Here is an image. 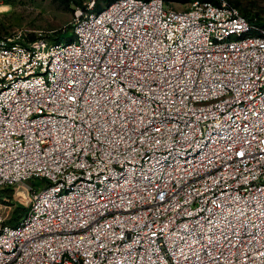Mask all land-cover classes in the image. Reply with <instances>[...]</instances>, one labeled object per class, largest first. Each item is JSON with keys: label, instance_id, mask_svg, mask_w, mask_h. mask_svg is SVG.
I'll return each mask as SVG.
<instances>
[{"label": "built area", "instance_id": "2783aa9c", "mask_svg": "<svg viewBox=\"0 0 264 264\" xmlns=\"http://www.w3.org/2000/svg\"><path fill=\"white\" fill-rule=\"evenodd\" d=\"M71 28L0 37V190L42 182L0 264H264V27L86 0Z\"/></svg>", "mask_w": 264, "mask_h": 264}, {"label": "rangeland", "instance_id": "374dc122", "mask_svg": "<svg viewBox=\"0 0 264 264\" xmlns=\"http://www.w3.org/2000/svg\"><path fill=\"white\" fill-rule=\"evenodd\" d=\"M85 1L0 0V37L20 34L28 41H68L72 36L71 24L76 17L77 7L82 6ZM239 1L242 13L248 16L251 14L264 23V0ZM189 5L190 2H173V6L178 9H186ZM39 182L33 178L8 193H0V215L7 222L15 215V209L27 210L32 195L39 188Z\"/></svg>", "mask_w": 264, "mask_h": 264}, {"label": "trees", "instance_id": "16d2710c", "mask_svg": "<svg viewBox=\"0 0 264 264\" xmlns=\"http://www.w3.org/2000/svg\"><path fill=\"white\" fill-rule=\"evenodd\" d=\"M166 3H170V2H178V3H187V2H192L194 0H164ZM210 1H214L216 3H219V1H224L225 3H227V5L231 6V7H234L236 9H238V11L252 24H254L255 26H258V27H264V23L260 20H258L255 16L253 17L251 14L248 16L247 14H244L242 13L240 10H239V6L241 5L240 1L239 0H210ZM245 11L250 12L249 9H246ZM257 15V14H255ZM72 32V31H71ZM256 32H253V34H255ZM72 39V36L69 40ZM68 40V41H69ZM62 42V41H61ZM53 43H59V42H53ZM40 181V180H39ZM39 186L42 185V182L40 181ZM10 188H5V189H2L0 190V193H8L10 192ZM26 212L25 209L23 208H17L15 209V215L13 216V218L8 222L10 225H16L18 223V221L20 220V218L24 215V213ZM19 214V215H18Z\"/></svg>", "mask_w": 264, "mask_h": 264}]
</instances>
